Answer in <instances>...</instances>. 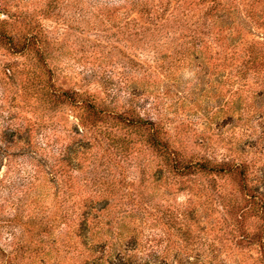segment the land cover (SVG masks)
<instances>
[{
    "label": "rangeland",
    "instance_id": "1",
    "mask_svg": "<svg viewBox=\"0 0 264 264\" xmlns=\"http://www.w3.org/2000/svg\"><path fill=\"white\" fill-rule=\"evenodd\" d=\"M111 3L0 0V26L14 35L27 29L37 32L45 62V66L39 63L30 51L12 53L0 45V112L12 115L15 123L32 124L40 118L47 126L51 119L57 121L55 129L45 126L41 133H32L43 139L48 161L53 154H66L71 141L90 139L87 152H78L85 145L78 147L76 143L77 149L67 153L69 161L63 160L57 186L45 173L36 182L26 181L33 171L28 156L15 158L20 170L12 171L3 161L0 179L4 176L17 182L0 185V215L17 213L23 225L16 229L13 239L6 237V227H2L0 243L5 247V257H0V264H107V255L123 249L130 234L118 237L117 226L122 222L136 234L132 250H127L129 264H174L172 259L178 253L184 257L187 252L201 255L211 248H217L218 256L206 264H264L257 239L250 246H237L228 233L227 205L243 201L236 178L206 173L187 176L168 167L157 173L158 154L138 135L126 136L125 128L112 123L107 125L112 136L83 127L78 124L79 111L71 105L47 106L37 100L40 95L23 96L26 93L21 82L35 74L50 77L58 88L103 95L99 79L110 76L112 81L118 80L125 67L132 65L130 59L152 58L151 52L141 50L136 41L126 39L122 22L109 20L107 6ZM5 66H12L16 77L2 79ZM207 77L196 72L194 64L186 65L165 81L168 85L164 88L151 85L146 104L152 96L159 97L160 119L170 140L184 153L249 162L248 187L264 199V98L253 102L244 92L242 106L250 104L246 109L230 119L217 115L216 97L206 99L205 91L210 88ZM41 86L37 83L36 89ZM255 105L261 116L254 113ZM150 115L159 117L155 111ZM74 126L78 134L72 138L69 134ZM117 144H122L121 149L115 148ZM219 187L220 193L216 190ZM181 211H189L192 218L189 237L185 213L183 219L178 214ZM255 214L244 222L248 232L264 230V221ZM83 218H87L88 227L80 231L78 223Z\"/></svg>",
    "mask_w": 264,
    "mask_h": 264
},
{
    "label": "trees",
    "instance_id": "2",
    "mask_svg": "<svg viewBox=\"0 0 264 264\" xmlns=\"http://www.w3.org/2000/svg\"><path fill=\"white\" fill-rule=\"evenodd\" d=\"M110 1L112 3L107 6L111 11H107L109 20L118 24L122 22L126 39L136 41L141 50L151 52L152 58L147 61L130 59L132 65L125 67L118 80L112 81L110 76L107 79H99L103 95L87 90L58 88L50 77L45 79L35 74L31 76V80L21 82L26 93L23 96L30 95L36 98L40 95L37 100L46 103L47 106L71 105L79 111L78 124L83 127L95 128L102 131L101 133L108 132L112 136L107 127L108 123H112L111 126L120 125L121 128H125L126 136L138 135L158 154L157 173L168 167L176 174L187 176L206 173L236 178L243 201L227 205L228 225H231L228 233L232 235L237 246H250L253 239H257L260 246L259 254L263 259L264 230L248 232L244 225L246 217L254 213L255 216H261L264 221V199L253 192V187H248L250 163L237 162L227 156L216 159L212 156L195 157L184 153L170 140L165 123L160 119L162 109L159 97L152 96L148 104L146 103L152 94L149 89L151 85H160L164 88L168 85L165 81H170L169 79L180 68L192 64L196 72L208 76L206 83L210 88L205 91V95L209 100L211 95L216 97L217 108L214 113L217 115L223 114L230 119L235 112L246 109L250 104L245 103V106H242L244 92L253 102L264 98V0ZM256 29L259 30L255 32ZM2 44L12 53L26 51L34 53L37 61L45 66L44 48L37 32L27 29L14 35L0 26V45ZM2 74V79L5 80L16 77V71L12 66L3 67ZM37 83L42 85L41 89H36ZM145 93L147 96L144 97ZM253 110L261 116V110L257 105ZM154 111L159 114L156 119L150 115ZM0 117V167L6 160V165L12 171L20 170V164H17L15 158L28 156L27 159H30L33 169L26 177L29 183L36 182L42 173H45L51 176L48 181L57 186V180L63 171V160L69 161V158H65L67 153L77 149L76 143L79 144L78 147L81 144L85 145L81 146L85 149H77L78 152H87L90 147L86 146L89 145L90 139L84 140L80 137L78 141H71L66 148V154L60 157L53 154L48 161L44 154L46 145L43 139H37L35 134L32 135L41 133L42 127L46 126L40 118L38 121H35L37 119L35 118L32 124L15 123L13 116H5L2 110ZM57 125V121L51 119L46 127L55 129ZM70 131L69 135L75 138L78 127L74 126ZM115 135L114 133V139ZM53 141L56 142L55 139ZM121 147L122 144L115 145L117 149ZM16 182L17 180H6L4 176L0 179V185H14ZM216 190L222 192L221 187ZM97 192L104 194L101 191ZM189 211L178 213L182 215V219L185 213L187 237L192 231ZM86 219L83 218L78 223V230L82 231L84 227H88ZM22 225L21 216L17 213L7 217L0 215V237L3 234L2 227H6V237L15 238L16 229L21 230ZM128 226L129 224L123 222L117 226V229H120L118 237L130 234L123 244V249L107 255L105 259L107 264H129L130 255L127 250H132L136 234L134 229ZM216 250L217 248H211L202 253L203 256L198 253L190 256L187 252L184 257L178 253L174 255L172 261L174 264L212 263L218 256ZM4 255L5 247L0 243V257ZM162 261L166 263L167 258L163 256Z\"/></svg>",
    "mask_w": 264,
    "mask_h": 264
}]
</instances>
